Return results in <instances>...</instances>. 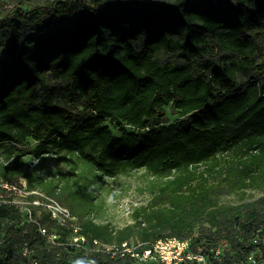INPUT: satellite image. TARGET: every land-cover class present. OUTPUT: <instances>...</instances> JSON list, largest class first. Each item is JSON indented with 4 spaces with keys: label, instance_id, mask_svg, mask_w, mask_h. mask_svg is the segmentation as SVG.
<instances>
[{
    "label": "trees",
    "instance_id": "trees-1",
    "mask_svg": "<svg viewBox=\"0 0 264 264\" xmlns=\"http://www.w3.org/2000/svg\"><path fill=\"white\" fill-rule=\"evenodd\" d=\"M14 1L0 0V181L63 199L53 178H29V139L35 157L51 145L96 185L145 170L160 182L122 227L92 217L95 190L68 185L91 244L177 237L207 264L264 255V0ZM169 106L179 118L165 124ZM115 122L131 129L116 135ZM73 235L0 203V264H146L73 248Z\"/></svg>",
    "mask_w": 264,
    "mask_h": 264
},
{
    "label": "rangeland",
    "instance_id": "rangeland-1",
    "mask_svg": "<svg viewBox=\"0 0 264 264\" xmlns=\"http://www.w3.org/2000/svg\"><path fill=\"white\" fill-rule=\"evenodd\" d=\"M15 1L4 0V7L6 9L13 8ZM78 16L75 17V19ZM74 19V20H75ZM70 23L65 24V27L70 26ZM178 115L173 111L172 107L167 108V115L164 119L165 124H172L178 120ZM114 134L119 135L122 129L130 130L131 128L123 123L115 122L111 124ZM39 143L29 139L27 143L21 146L26 160L27 174L29 178L35 179L43 177L48 180L54 179L57 185L56 193L61 194L62 200L52 197L58 202L62 208L70 210L66 205V195L68 185L73 186L76 190L80 186V196L84 197L90 191L97 192V199L93 203L92 217L98 223L110 222L117 227H122L133 223L132 212L135 208L147 204L152 198L153 188L160 182V178L147 173L145 170L132 171L130 173H120L115 177L102 175L100 183H92V175L89 173V168L84 164L77 162L75 158L66 153H59L51 145H48L46 153L39 158L35 157ZM28 181V179H27ZM87 182H89L87 184ZM28 184V183H27ZM90 184V185H89ZM66 189V190H65ZM44 193L37 185L36 189ZM45 194V193H44ZM253 198L260 196L259 192H254ZM231 196L226 201H235ZM42 213H49L44 207H37L33 209V214L30 216L28 212H22L24 221L30 222L39 218ZM54 220V219H53ZM57 224H59L57 222ZM56 231L52 236H56ZM58 237V236H57ZM254 242V241H253ZM30 264V263H26Z\"/></svg>",
    "mask_w": 264,
    "mask_h": 264
},
{
    "label": "built area",
    "instance_id": "built-area-1",
    "mask_svg": "<svg viewBox=\"0 0 264 264\" xmlns=\"http://www.w3.org/2000/svg\"><path fill=\"white\" fill-rule=\"evenodd\" d=\"M0 203L11 204L18 207L22 212H28L30 216L33 214V209L44 207L48 210L52 219L56 220L62 226H71L74 231L73 237L69 241V245L73 248L90 250L105 253L111 257L130 255L140 263L146 264H207V258L201 253H193L190 250V241L177 237L160 239L147 244H134L125 242L120 245H106L99 240L90 239L81 234L78 225V217L72 214L69 210L62 208L53 198L47 196L38 190L29 189L25 179L21 178L18 182L0 181ZM35 221V220H34ZM40 232L47 236L45 229L41 228ZM54 244H59L57 236H49ZM259 237L254 239L257 243ZM145 246V248H144ZM29 248H25L24 255L30 253ZM91 251V250H90ZM216 258L220 260V251L216 250ZM248 264H264V255L261 250H257L248 256ZM235 264H244L235 263Z\"/></svg>",
    "mask_w": 264,
    "mask_h": 264
}]
</instances>
